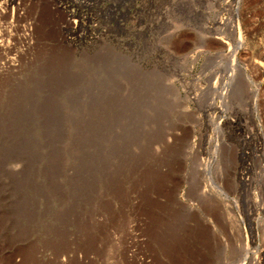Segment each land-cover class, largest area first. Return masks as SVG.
Returning <instances> with one entry per match:
<instances>
[{
  "label": "rangeland",
  "instance_id": "1",
  "mask_svg": "<svg viewBox=\"0 0 264 264\" xmlns=\"http://www.w3.org/2000/svg\"><path fill=\"white\" fill-rule=\"evenodd\" d=\"M0 264H264V0H0Z\"/></svg>",
  "mask_w": 264,
  "mask_h": 264
},
{
  "label": "bare ground",
  "instance_id": "2",
  "mask_svg": "<svg viewBox=\"0 0 264 264\" xmlns=\"http://www.w3.org/2000/svg\"><path fill=\"white\" fill-rule=\"evenodd\" d=\"M227 86L223 88V90L221 91V93L219 94L220 97H226L227 95V90H228V84H226ZM224 101V100H223Z\"/></svg>",
  "mask_w": 264,
  "mask_h": 264
},
{
  "label": "built area",
  "instance_id": "3",
  "mask_svg": "<svg viewBox=\"0 0 264 264\" xmlns=\"http://www.w3.org/2000/svg\"><path fill=\"white\" fill-rule=\"evenodd\" d=\"M67 6V5H66ZM66 6H64V7H66ZM68 7V6H67Z\"/></svg>",
  "mask_w": 264,
  "mask_h": 264
}]
</instances>
